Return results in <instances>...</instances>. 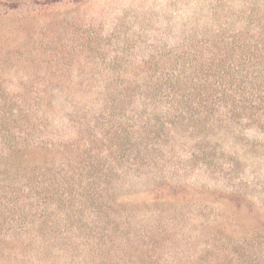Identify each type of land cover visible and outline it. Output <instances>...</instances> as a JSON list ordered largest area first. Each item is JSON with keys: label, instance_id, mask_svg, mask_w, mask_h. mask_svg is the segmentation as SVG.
Returning <instances> with one entry per match:
<instances>
[{"label": "trees", "instance_id": "1", "mask_svg": "<svg viewBox=\"0 0 264 264\" xmlns=\"http://www.w3.org/2000/svg\"><path fill=\"white\" fill-rule=\"evenodd\" d=\"M220 1L170 26L151 53L120 59L118 72L89 75L103 86L0 92V250L138 245L154 229L133 212L143 185L149 201L181 202L195 216L200 200L224 201L264 222L255 201L264 197V8ZM184 139L208 170L211 152L234 155L217 159L230 173L212 181L240 191L172 181ZM242 162L250 175L233 173Z\"/></svg>", "mask_w": 264, "mask_h": 264}, {"label": "rangeland", "instance_id": "2", "mask_svg": "<svg viewBox=\"0 0 264 264\" xmlns=\"http://www.w3.org/2000/svg\"><path fill=\"white\" fill-rule=\"evenodd\" d=\"M231 10L264 8V0H222L214 6ZM209 0H0V92L103 86L89 75L118 72L124 57L151 53L156 42L168 39L172 25L194 23L195 15L211 8ZM4 100L0 99V103ZM193 141L179 140L172 156V181L200 184L210 190L238 192L217 185L216 174H229L210 153L205 169L189 158ZM245 154V153H244ZM258 168L264 174V163ZM251 163L237 165L250 175ZM208 178V179H206ZM234 187V188H232ZM264 188V186H263ZM140 186L131 200L141 226H154L131 248L94 247L14 248L0 250V264H254L264 261V222L252 219L247 207L239 211L224 201L207 203L203 214L181 202H151ZM246 188L244 187V191ZM264 189H262L263 191ZM246 197L254 201L252 188ZM264 195V194H263ZM264 209V197L255 200ZM199 208V207H197ZM198 210V209H197ZM220 215L221 223H212ZM251 215V216H250ZM144 237V238H143ZM264 264V262H263Z\"/></svg>", "mask_w": 264, "mask_h": 264}]
</instances>
